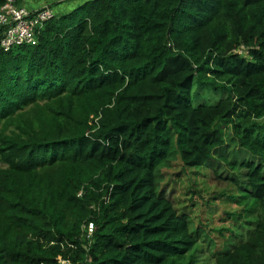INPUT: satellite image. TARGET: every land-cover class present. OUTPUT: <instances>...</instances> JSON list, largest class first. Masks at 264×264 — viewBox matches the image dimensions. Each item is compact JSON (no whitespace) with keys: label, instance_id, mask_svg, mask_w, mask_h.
Here are the masks:
<instances>
[{"label":"trees","instance_id":"16d2710c","mask_svg":"<svg viewBox=\"0 0 264 264\" xmlns=\"http://www.w3.org/2000/svg\"><path fill=\"white\" fill-rule=\"evenodd\" d=\"M173 155L248 206L209 229L159 188ZM60 260L264 264V0H86L0 46V264Z\"/></svg>","mask_w":264,"mask_h":264},{"label":"rangeland","instance_id":"374dc122","mask_svg":"<svg viewBox=\"0 0 264 264\" xmlns=\"http://www.w3.org/2000/svg\"><path fill=\"white\" fill-rule=\"evenodd\" d=\"M64 2L65 12H70L77 4L83 0H60ZM86 1V0H85ZM83 1V2H85ZM82 2V3H83ZM58 2L42 5L52 6ZM59 17V16H57ZM204 95L209 98L210 102H214L222 97L221 93H208L204 91ZM226 139L229 144L228 150L238 149L230 138V128L226 127ZM248 155L251 154L248 152ZM216 164V163H215ZM212 168L202 167L199 170L184 168L180 157L173 155L158 171L159 188H166L172 197H176L179 206H186L193 213L200 215L201 220L206 222L209 229L221 228L228 226L231 222L227 212L239 211L244 209L248 204L246 200L240 203L228 201L226 197L220 198V193L227 191L235 193L236 187L226 179L233 173L228 165L221 164L217 167V171ZM222 176H218L219 174ZM197 191V192H195ZM210 205V206H208ZM203 217V218H202ZM247 218L245 215L243 220ZM216 237H219L217 232H212ZM221 240V239H220ZM219 240V242H220ZM206 264H213V261H207Z\"/></svg>","mask_w":264,"mask_h":264},{"label":"built area","instance_id":"2783aa9c","mask_svg":"<svg viewBox=\"0 0 264 264\" xmlns=\"http://www.w3.org/2000/svg\"><path fill=\"white\" fill-rule=\"evenodd\" d=\"M56 15L54 7L44 6L30 9L26 5L17 4L16 0H6L0 7V29L4 34L0 46L9 51L24 44H36L37 37L43 30L47 21ZM88 237H91L96 226L90 221L83 227ZM60 264H72L68 260H60Z\"/></svg>","mask_w":264,"mask_h":264},{"label":"crops","instance_id":"0c3cea01","mask_svg":"<svg viewBox=\"0 0 264 264\" xmlns=\"http://www.w3.org/2000/svg\"><path fill=\"white\" fill-rule=\"evenodd\" d=\"M83 1H85V0H83ZM53 2L59 3L57 5H52V7H54V9L56 10V13L58 15L64 14L65 13L64 2H61L60 0H25L22 4L26 5L27 7L29 6V7H32L35 9V8L42 7V5L52 4ZM82 2L79 4H82ZM79 4H77V5H79Z\"/></svg>","mask_w":264,"mask_h":264}]
</instances>
